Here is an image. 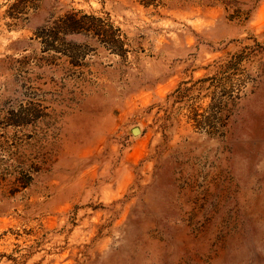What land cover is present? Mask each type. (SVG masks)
I'll list each match as a JSON object with an SVG mask.
<instances>
[{
  "label": "rangeland",
  "instance_id": "obj_1",
  "mask_svg": "<svg viewBox=\"0 0 264 264\" xmlns=\"http://www.w3.org/2000/svg\"><path fill=\"white\" fill-rule=\"evenodd\" d=\"M0 264H264V0H0Z\"/></svg>",
  "mask_w": 264,
  "mask_h": 264
},
{
  "label": "trees",
  "instance_id": "obj_2",
  "mask_svg": "<svg viewBox=\"0 0 264 264\" xmlns=\"http://www.w3.org/2000/svg\"><path fill=\"white\" fill-rule=\"evenodd\" d=\"M141 2H143L144 4L148 5L149 3H152L153 0H141ZM78 14H70L68 16V14L66 15L68 18L67 21V32L68 33H77L82 31V29L85 27V24H82L81 19H78L77 17ZM92 18H96L95 16H91ZM101 21V20H100ZM104 26L108 27V29L111 30L112 33V42L114 41L116 44H118V47H122L124 44V40H122L121 36H120V32L121 30L119 28H116L114 26V24L112 22L108 21H104L102 20ZM92 27V26H91ZM113 42V43H114ZM32 179V176L29 175L28 176V181L24 182V187H26L29 184V181Z\"/></svg>",
  "mask_w": 264,
  "mask_h": 264
},
{
  "label": "water",
  "instance_id": "obj_3",
  "mask_svg": "<svg viewBox=\"0 0 264 264\" xmlns=\"http://www.w3.org/2000/svg\"><path fill=\"white\" fill-rule=\"evenodd\" d=\"M139 131H140V130H139L138 127H136V128L133 129V133H136V132H139Z\"/></svg>",
  "mask_w": 264,
  "mask_h": 264
}]
</instances>
